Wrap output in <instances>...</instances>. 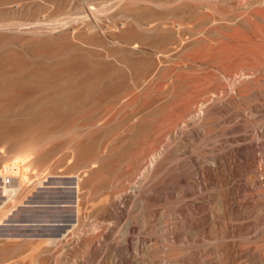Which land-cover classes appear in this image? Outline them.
I'll list each match as a JSON object with an SVG mask.
<instances>
[{
    "label": "rangeland",
    "instance_id": "374dc122",
    "mask_svg": "<svg viewBox=\"0 0 264 264\" xmlns=\"http://www.w3.org/2000/svg\"><path fill=\"white\" fill-rule=\"evenodd\" d=\"M144 2L0 0V96L9 93L18 82L6 77L9 72L25 80L43 78L38 81L40 86L32 83V88L39 86L32 101L15 102L19 105L0 103V169L9 168L19 174L24 189L6 197L0 188V264H264V120L263 111L252 107L263 104L264 99L252 90L236 93L229 82V78L239 74L232 59L224 62V58L214 56L197 57L200 41L194 43L192 38L203 35L213 38V42L219 38V32L204 31L196 37L198 30L190 25L181 30L180 36L187 39L176 53L178 50L171 49L176 35L167 38L161 29L158 34L154 33L156 30L143 29L146 18L158 21L166 14V9L151 5L149 11ZM89 3L96 6V25L92 26L85 23L91 22L88 18L85 22L81 20ZM59 23L71 29L70 33L75 30L72 37L58 38V32L51 27ZM71 53L77 55L72 58L77 67L68 61ZM79 54L82 60L78 59ZM98 58L113 70L103 73L98 86L84 91L86 84L82 81L85 83L91 77ZM67 61L73 71L69 69L71 73L63 81L46 80L43 68L52 69L54 65L57 68L65 63V67L70 66ZM220 64L229 70L233 68L226 69L230 77L217 72L219 85L225 82L224 87L231 89L227 98L233 96L227 99L229 104H224V112L218 110L219 113L213 111L209 115L206 137L196 138L190 133L193 119L185 117L187 109L193 107L190 103L193 78ZM78 67L86 71H79ZM119 74L125 76L118 79ZM261 76L264 78V72ZM133 77L136 82L140 78V83L134 82ZM120 79L131 84L119 86ZM110 80L116 83V88L111 82L113 89L108 88ZM77 85L85 89L80 92ZM109 89L118 92L110 90L106 95ZM73 91L82 93L79 95L83 101ZM50 92L61 95L45 103L46 93ZM62 93L72 94L76 101L72 95L68 99ZM40 95L47 98L40 101ZM189 103L192 107H187ZM43 106L45 109L49 106L48 111L51 108L52 115L56 118L58 114L59 119L51 116V111L42 110ZM43 112L47 113L43 119L48 116L53 119H46L44 131L33 132L39 122H45L41 119ZM87 143L94 146L93 149L88 146L94 155L87 157L89 160L80 159V146ZM236 147L242 151L235 150ZM163 152L169 157L163 158ZM143 153H147L144 163ZM195 154L201 157L203 166L214 164L223 171L212 178H198L203 184L200 193H196L198 196L191 192L190 186L196 176L191 162ZM76 183L80 189L78 200ZM35 197L41 200L33 201ZM195 200L199 203L194 204Z\"/></svg>",
    "mask_w": 264,
    "mask_h": 264
},
{
    "label": "bare ground",
    "instance_id": "6f19581e",
    "mask_svg": "<svg viewBox=\"0 0 264 264\" xmlns=\"http://www.w3.org/2000/svg\"><path fill=\"white\" fill-rule=\"evenodd\" d=\"M146 1V6L148 5V7H149V11H150V7L152 6V7H154V6H156V7H159V8H164V9H166L165 10V12L164 13H166L165 15H163L161 12H160V14H162L163 15V18L160 20V18H161V16H160V18H159V20L158 21H153V20H155V19H153L152 21H147V18H146V21L145 22H143L142 23V27H143V29H145V31L147 30L148 32L150 31H154V30H156V32H154V33H157L158 31L157 30H163L164 32H165V34L168 36L167 38H169L170 36L172 37H174V35H176L177 37H175L174 39H175V41H174V39H173V43H172V50H174V51H177L176 53H178V52H180V50H181V48H182V46L184 45V43L186 42V41H184V40H186L187 39V37H185L184 39L180 36V32H182L181 30H184V28L186 29V28H188V26H190L191 25V27L192 28H194L195 29V31L196 30H198L197 32H195V34L197 33V36L196 35H194V36H196V37H199L200 35H202L203 34V32L204 31H206V32H208V31H211V30H215V31H217V32H219L217 35H219V38H221V39H217V41L214 39L213 40V42H212V40L211 39H213V38H211V39H209V38H204L203 37V35L202 36H200V38H198V39H196V38H192V39H194V43H195V41H200L197 45H199L200 46V48L198 47V49H196V52L198 53V55L197 54H195V56L197 55V57L198 58H201V57H203V58H205L206 56H214L215 58L217 57L218 59L219 58H224V62H225V60H227V59H232L233 61H234V65L236 66V68H238V70L237 69H235V70H237V72H239V74H238V76L236 77V78H229V79H231L229 82H230V84L235 88V90H236V93H238V95H239V93H241L242 91H245L246 89L249 91V90H252V92L253 93H255L256 95H258V97L259 98H262V99H264V78H263V76H261L262 75V73L264 72L263 70H264V0H145ZM18 2V1H17ZM12 3V2H11ZM13 3H15V2H13ZM219 3V4H218ZM94 4V3H93ZM92 3H89L87 6H85V9H83V15H82V18H81V20L83 21V22H85L86 20H87V18H88V20H90L91 22H85V23H87V25H89V26H92L93 24H95L96 25V19H95V5H93ZM220 4H224V8L223 7H221V6H219ZM10 4H8V8L10 7L9 6ZM14 5V4H13ZM151 5V6H150ZM12 8H13V6H11ZM156 7H154L155 9H156ZM147 8V7H146ZM154 8H152V9H154ZM181 8L182 9V11H180L179 9ZM148 9V8H147ZM178 9V10H177ZM98 10V9H97ZM151 11H154V10H151ZM151 13V12H150ZM153 13H155V12H153ZM159 14V15H160ZM157 16H158V14H157ZM81 17V16H80ZM156 17V16H155ZM159 17V16H158ZM78 18H79V16H78ZM158 19V18H157ZM87 20V21H88ZM145 20V19H144ZM149 20H150V18H149ZM80 21V20H79ZM142 21V20H141ZM63 24V23H62ZM62 24H58V25H54L53 27H51V30H56L57 32H58V38H61V39H64V40H66L67 39V37L69 36V35H71V37H72V34H73V32L75 31H73L72 33H70L69 31L71 30V29H69L68 27H64V25H62ZM136 24V23H135ZM3 25H5V24H3ZM16 25V24H15ZM138 25H140V24H138ZM137 25V26H138ZM16 27V26H15ZM34 27H35V25H34ZM33 26H32V28L30 27H28V30H30V29H33L34 28ZM45 27V26H44ZM6 28V27H5ZM10 30L11 29H18V28H14V27H8ZM21 28V27H20ZM135 28V27H134ZM190 28V27H189ZM0 29H2V28H0ZM26 29V28H25ZM75 29V28H74ZM139 29L140 30H142V28L141 27H139ZM133 30V29H132ZM139 30V31H140ZM222 30V31H221ZM18 31V30H17ZM137 31V30H136ZM186 31V30H185ZM144 32V31H143ZM160 32V31H159ZM188 32V31H187ZM205 32V33H206ZM140 33H142V32H140ZM183 33H184V31H183ZM188 33H190V32H188ZM198 33L200 34L199 36H198ZM212 33V32H211ZM75 34V33H74ZM145 34V33H144ZM143 34V35H144ZM158 34V33H157ZM157 34L155 35V36H157ZM160 34H161V32H160ZM159 34V35H160ZM185 34V33H184ZM187 34V33H186ZM192 34V33H191ZM216 34V33H215ZM161 35H163V34H161ZM161 35H160V37H161ZM181 35H183V34H181ZM206 35V34H205ZM213 35V34H212ZM139 36V35H138ZM144 36H146V35H144ZM154 36V37H155ZM141 37H142V35H141ZM166 37V36H165ZM57 38V37H56ZM158 38V37H157ZM163 38L164 37H162V40H163ZM167 38H166V40H167ZM144 39V38H143ZM64 40H61L62 42H64ZM165 40V39H164ZM157 41H158V39H157ZM188 41V40H187ZM191 41V40H190ZM189 41V42H190ZM193 41V40H192ZM216 41V42H215ZM160 42V41H159ZM203 42H205V43H203ZM164 43V42H163ZM193 43V44H194ZM197 43V42H196ZM212 43H217L216 45H213ZM167 43H165V45H166ZM171 44V43H170ZM170 44H168L169 46H170ZM191 44V43H190ZM61 45V44H60ZM64 45V44H63ZM164 45V46H165ZM187 45V44H186ZM62 46V45H61ZM67 46V45H66ZM161 46H162V44H161ZM188 46V45H187ZM135 47V46H134ZM186 47V46H185ZM169 49H170V47H168ZM192 48H194V47H192ZM197 48V47H196ZM163 49V48H162ZM162 49H161V51H162ZM168 49V50H169ZM171 49L169 50V51H171ZM180 49V50H179ZM75 50H77V49H75ZM151 51V50H153V49H148L147 51ZM198 50V51H197ZM78 51H80V50H78ZM146 51V50H145ZM147 51L145 52L146 54H148L147 53ZM154 51H156V50H154ZM160 51V50H159ZM166 51L167 50H165L164 49V51H163V53L165 52L166 53ZM183 51V50H182ZM181 51V52H182ZM75 52V51H74ZM81 52V51H80ZM79 52V53H80ZM84 52V51H83ZM83 52H81V53H83ZM152 52V51H151ZM158 52V51H157ZM80 53V54H81ZM156 52H154L153 53V55L155 54ZM168 53H170V52H168ZM173 52H171V54H172ZM191 53V52H190ZM73 53H71V55H72ZM75 54H77L76 52H75ZM80 54H79V58L78 59H80V58H82V57H80ZM84 54H85V52H84ZM152 54V53H151ZM151 54H149V55H151ZM157 54V53H156ZM156 54L154 55V56H156ZM170 54V55H171ZM71 55H69V56H71ZM148 55V56H149ZM165 55V54H164ZM173 55V54H172ZM176 55H178V54H176ZM69 56H68V58H69ZM77 56V55H76ZM75 55H72L70 58H69V60H68V58L66 59V60H68V61H72L71 63H73L74 61V59H75V57H76ZM82 56V55H81ZM160 56V55H159ZM167 56H168V54H167ZM189 56V55H188ZM205 56V57H204ZM150 57V56H149ZM157 57V56H156ZM165 57H166V55H165ZM169 57V56H168ZM187 57V56H186ZM193 57V56H192ZM72 58H73V60H72ZM84 58V57H83ZM146 58H148V57H146ZM202 58V59H203ZM209 58H212V57H209ZM253 58H257L256 59V61H254L253 60ZM91 59V58H90ZM100 59L101 58H98V61H99V63L98 64H96L97 62H94L95 64H93V66L94 65H96V68L95 67H93V70H92V68H91V73H92V75H91V79L90 78H88V75H87V73L90 71H88L87 73H86V77L88 78L86 81L87 82H85L84 83V81H82V83L83 84H86V86H85V88H86V90H84V91H88L90 88L92 89L96 84V86H98V84H99V82L98 81H100L103 77L102 76H105L106 74V71L107 70H109L108 72H111L112 70L110 69V68H108L107 67V64H104L105 62L102 60V64H101V61H100ZM206 59V58H205ZM204 59V60H205ZM80 60H82V59H80ZM96 60V59H95ZM210 60V59H209ZM209 60H207V62L209 61ZM65 61V60H64ZM64 61H62V62H64ZM67 61V62H68ZM76 61H77V58H76ZM79 61V60H78ZM84 61V60H83ZM86 61V60H85ZM84 61V62H85ZM157 61V60H156ZM202 61V60H201ZM231 61V60H230ZM18 62H20V61H16V63H18ZM62 62H60V63H62ZM92 62V61H91ZM200 62V61H199ZM229 62V61H228ZM68 63H70V62H68ZM71 63H70V66H72L71 65ZM75 63V62H74ZM73 63V64H74ZM86 63V62H85ZM106 63H108V62H106ZM137 63V62H136ZM139 63H142V61L141 62H139ZM209 63V62H208ZM20 65H21V63H19ZM18 64V65H19ZM55 64V63H54ZM54 64H52V66L54 65ZM67 63H65V64H63V66H61L62 64H60V66H56L57 68H54L55 67V65H54V67L51 69L50 67L48 68H46V69H48L47 71H46V69L45 68H43L44 70H45V73H43L44 75H46V77H47V79L46 80H56V79H60L61 80V78H62V80L61 81H63V78L65 79V77H67V75L68 74H70L71 72V70L73 71V66L72 67H70V66H64V65H66ZM76 64H77V62H76ZM82 63L80 62V64H79V62H78V64L77 65H81ZM91 64V63H90ZM89 64V65H90ZM134 64H135V62H134ZM56 65H57V63H56ZM86 65H87V63H86ZM85 65V66H86ZM92 65V64H91ZM109 65V64H108ZM139 65V64H138ZM157 65V64H156ZM221 66H217L214 70H211V68L209 69V70H207L205 73H203L202 75H200L199 73V75L197 74V77H195V78H193V82H192V85H191V89H192V94H193V99H192V102H190V103H192V106L190 105V103H189V105L190 106H187V107H192L191 109H187V112H185V114H186V116L185 117H187V116H189L191 119H193V120H191L190 118V120L191 121H194L193 123H192V131L190 132L191 134H193V136L194 137H196V138H199L201 135L203 136L204 134H206L205 133V131H206V123L208 122L207 120H208V117H209V115L211 114V113H213V111H214V113H216V112H218V110L219 111H222V112H224V104L229 100V98H230V100H231V98H232V96H228V98H227V95H229V93H231L230 91H231V89H229L228 87H224V84H226L225 82L223 83V85L220 83V85H219V82H217L218 81V79L217 78H219V77H217V74L219 73H223L224 75H226V76H229L230 77V75H228L229 74V72L227 73V70L226 69H228L229 70V68H227L228 66H223L222 64H220ZM225 65V64H224ZM76 65L74 64V67H75ZM84 66V65H83ZM114 66V65H113ZM211 65H209L208 67H210ZM68 67V68H67ZM77 67V66H76ZM81 67V66H80ZM109 67H111V68H113L112 66H109ZM135 67V66H134ZM141 67H142V65H141ZM144 67V66H143ZM200 67V66H199ZM234 67V66H233ZM95 68V69H94ZM136 68V67H135ZM230 68H231V66H230ZM235 68V67H234ZM50 69V70H49ZM69 69H71L70 71H69ZM80 69L82 70V68H77V70H79L80 71ZM90 69V68H89ZM232 70H233V68H231ZM229 70V71H232V70ZM44 70H42V72H44ZM76 70V69H75ZM76 70V71H77ZM111 70V71H110ZM116 70H117V68H116ZM140 70H141V68H140ZM143 70V69H142ZM234 70V71H235ZM259 70L260 71H262L261 72V74L260 75H258V73H259ZM82 71H86V69L85 70H82ZM115 71V70H114ZM144 71H145V69H144ZM233 71V72H234ZM13 72V71H12ZM70 72V73H69ZM107 72V73H108ZM136 72V71H135ZM141 72V71H140ZM143 72V71H142ZM141 72V73H142ZM147 71H145V73H146ZM218 72V73H217ZM105 75H104V74ZM134 73V72H133ZM137 73V72H136ZM232 73V72H231ZM89 74H90V72H89ZM103 74V75H102ZM138 74V73H137ZM137 74H136V76H137ZM233 74V73H232ZM66 75V76H65ZM115 75H118L117 73L115 74ZM139 75H140V73H139ZM143 75H145V74H143ZM234 75V74H233ZM232 75V76H233ZM17 75L16 74H14V73H7L6 74V77L9 79V80H18V82L14 85V87H13V89L9 92V93H6L5 95L4 94H2L0 97L2 98H0V103L1 104H3L4 102H7V103H15V102H23V101H32V99H34L35 97H36V94H37V91L35 90V88H38L39 89V86H40V82H38V81H42V79H40L39 78V80L37 81L36 79H34V80H25L24 78H17L16 77ZM90 76V75H89ZM120 76H122V75H120L119 74V77H118V79L120 78ZM125 76V75H124ZM124 76H122V78L124 77ZM146 76V75H145ZM219 76V75H218ZM223 76V75H222ZM231 76V77H232ZM262 77L263 79L260 81V79H259V77ZM101 77V78H100ZM117 77V76H116ZM135 77V76H134ZM134 77H133V81H134ZM141 77H143L142 75L140 76V78ZM148 77V76H147ZM221 77V76H220ZM35 78H37L36 76H35ZM129 78V77H128ZM132 78V77H131ZM136 79L137 80V82H138V80H141V79ZM144 79H145V77H143ZM142 78V81H141V83H143V81H144V79ZM38 79V78H37ZM86 79V78H85ZM85 79H83V80H85ZM90 79V80H89ZM116 79V78H115ZM115 79H112V80H115ZM223 79V78H222ZM37 81V82H32V81ZM112 80H110L109 82H107V83H109V85H108V88L110 87H112L111 85L112 84H114L113 86H115V88L117 87L115 84L116 83H113V82H111ZM125 80V79H124ZM130 80V79H129ZM116 81H117V79H116ZM121 81V84L119 83ZM120 81H118L117 82V85H122V84H129V83H127L128 82V80L126 81V83H122V79H120ZM131 81V80H130ZM148 81V80H147ZM57 82H58V80H57ZM60 82V81H59ZM112 84H111V83ZM134 82H136V81H134ZM133 82V83H134ZM136 82V83H137ZM32 83H36L35 85L37 86V85H39L38 87H35V88H32L33 87V85L34 84H32ZM42 84H43V86H44V83L43 82H41ZM81 83V82H80ZM119 83V84H118ZM136 83H134L135 85H136ZM140 83V81L138 82V84ZM32 84V85H31ZM82 84V85H83ZM131 84V83H130ZM129 84V85H130ZM133 84V85H134ZM144 84V83H143ZM30 85H31V88H30ZM82 85H79L80 86V88L78 89V90H83V89H85ZM141 85V84H140ZM43 86H41V87H43ZM78 86V85H77ZM78 86V87H79ZM82 86V87H81ZM106 86V85H105ZM126 86V85H125ZM125 86L123 87H120V88H125ZM225 86H227V84L225 85ZM128 87V86H127ZM136 87V86H135ZM134 87V88H135ZM83 88V89H82ZM104 88H106V87H104ZM66 89H68L69 90V88H67L66 87ZM74 89H76V87H74ZM90 89V90H91ZM111 89H113V87L111 88ZM111 89H109L108 91H109V93L108 94H106V93H104V94H106V95H109L110 94V90ZM118 89V88H117ZM121 89V90H122ZM190 89V90H191ZM77 90V91H78ZM80 90V92H82ZM89 90V91H90ZM105 90V89H104ZM75 91V90H74ZM73 91V92H74ZM83 91V93H85ZM107 91V90H106ZM112 91V90H111ZM113 91H115V89L113 90ZM112 91V92H113ZM65 90H64V94H65ZM105 92V91H104ZM118 92V91H117ZM116 91H115V93H117ZM251 92V93H252ZM39 94L41 93V92H38ZM51 93H52V95H51ZM55 93V92H54ZM53 92H50V94L49 93H46L47 94V96H48V99H47V101L45 100V103L46 102H48V100H54L55 98H56V96H57V94L59 93H57L56 94V96H54L53 94H54ZM69 93H72V92H69ZM75 94L76 93H78V95L80 94V95H82V93H79V92H74ZM74 93H72V94H74ZM88 93V92H87ZM114 93V92H113ZM113 93H111V94H113ZM243 94H245L246 93V91H245V93L244 92H242ZM241 93V94H242ZM1 94V93H0ZM64 94L62 93V96H64ZM68 94V93H67ZM72 94H69V95H72ZM3 95H4V98H3ZM38 95V94H37ZM43 95H45L44 93H43ZM61 95V93L60 94H58V96H60ZM69 95L68 96H64V97H69ZM77 94L75 95V96H77V97H81V98H83V96H78ZM84 95V94H83ZM263 95V96H262ZM47 96H45V98H47ZM61 96V98H63ZM73 96V95H72ZM72 96H71V98H72ZM192 96V95H191ZM226 96V98H224ZM38 97V96H37ZM54 97V98H53ZM74 97V96H73ZM87 97V96H86ZM86 97H84L85 99H86ZM39 99H41L40 101H42L43 99H45L44 98V96H43V98H42V95H40L39 97H38ZM59 98V97H58ZM61 98H59V99H61ZM70 98V97H69ZM68 98V99H69ZM80 98V101L82 100L83 101V99H81ZM190 98V97H189ZM234 98V97H233ZM66 99V98H65ZM74 99V101H76L75 100V97L73 98ZM84 99V100H85ZM188 99V98H187ZM228 99V100H227ZM62 100V99H61ZM67 100V99H66ZM71 100V99H70ZM70 100H68V101H70ZM78 100V99H77ZM63 101H65V100H63ZM67 101V102H68ZM180 101V100H179ZM183 101V100H182ZM39 102V101H38ZM38 102H37V104H38ZM59 102V101H58ZM72 102H73V100L71 101V103H70V105H72ZM229 102V101H228ZM227 102V103H228ZM258 102V101H257ZM19 103H15V104H18L19 105ZM51 103V102H50ZM76 103V102H75ZM185 103V102H184ZM187 103V102H186ZM30 104V103H29ZM39 104H41V103H39ZM43 104V103H42ZM54 104V103H53ZM57 103L55 102V104L54 105H56ZM183 104V103H182ZM229 104V103H228ZM263 104H264V102H263ZM263 104H254L252 107H254L253 109H255V110H257V111H263V113H262V115H261V118H262V120H264V105ZM49 105V104H48ZM60 105V104H59ZM62 105V104H61ZM179 105V104H178ZM28 105H26V107H27ZM47 106V105H46ZM58 106V105H57ZM57 106L55 107V108H57ZM52 107V106H51ZM47 108H49V106L48 107H46V109ZM179 108H180V106H179ZM182 108H183V106H182ZM43 109H45V107L43 106V108H42V110ZM44 110L45 112H49V111H51L50 109H49V111H48V109L47 110ZM52 109H53V107H52ZM185 108H184V110H186ZM54 110V109H53ZM181 110H183V109H181ZM73 111V110H72ZM52 112L53 111H51V116H53L52 115ZM55 112V111H54ZM58 113V112H57ZM219 113V112H218ZM255 113H256V111H255ZM45 113L43 112V116H41L42 118L41 119H43V117L45 116L46 117V115H47V113H46V115H44ZM61 114V113H60ZM70 114V113H69ZM72 114V113H71ZM184 113L182 114V116L183 115H185ZM220 114H221V112H220ZM261 114V113H260ZM48 115H49V113H48ZM58 115V114H57ZM57 115H56V118H57ZM134 115H136V114H134ZM49 117L50 119L52 118V117ZM62 116V115H61ZM230 116V115H229ZM46 118V119H49V118ZM54 117V116H53ZM63 117V116H62ZM135 117V116H134ZM134 117H132V118H134ZM55 118V117H54ZM55 118V119H56ZM61 118V117H60ZM131 118V119H132ZM184 118V117H183ZM46 119L44 118L43 120H45V122H39L38 124H37V126L38 127H40V126H42V125H45L44 123H46V125H45V127H41V128H36L35 126V128H33V132H38V131H44L46 128H47V121H46ZM49 119V120H50ZM53 119V118H52ZM59 119V118H58ZM58 119H56V120H58ZM42 120V121H43ZM138 120V119H137ZM182 120V119H181ZM185 120V118L182 120V121H184ZM190 120H188V121H190ZM201 120H203V121H201ZM181 121V122H182ZM187 120H185V122H186ZM42 124V125H40L39 126V124ZM184 122H182V123H180L181 124V127H182V124H183ZM137 124V123H136ZM139 124V123H138ZM208 124V123H207ZM35 125V124H34ZM133 125V124H132ZM29 126V125H28ZM31 126V125H30ZM33 127V126H32ZM32 127H30V128H32ZM29 128V129H30ZM232 128V127H231ZM207 129H208V127H207ZM173 130V129H172ZM177 130H179V129H177ZM168 131V130H167ZM167 131H165V132H167ZM222 131H224V130H222ZM233 131H235V130H233ZM171 132V131H170ZM174 132V131H173ZM207 132V131H206ZM209 132V131H208ZM208 132H207V134H208ZM225 132V131H224ZM229 132H232V131H229ZM264 132V131H263ZM223 133V132H222ZM228 133V132H227ZM167 135H169V133H166ZM172 134V133H171ZM218 134V133H217ZM224 134V133H223ZM205 136V135H204ZM232 136V135H231ZM206 137V136H205ZM241 138V137H240ZM253 138V137H252ZM243 139H245V138H243ZM94 142V141H93ZM166 142V141H165ZM255 142V141H254ZM91 144V143H90ZM89 143H87L86 144V146H80V148H82V149H80V148H78V149H80V151H78V149H77V151L78 152H81V153H79L78 154V157L81 155L82 157L80 158V159H86L87 157H91V155L93 156L94 154H92V153H90L91 152V149L90 148H92L93 149V145H90ZM76 145V144H75ZM81 145H84V144H81ZM164 145V144H163ZM251 145L252 146H254L255 144L253 143H251ZM88 146H91L90 148L88 147ZM251 146V147H252ZM86 147H88V148H86ZM250 147V146H249ZM106 149V148H105ZM244 149V148H243ZM90 150V151H89ZM235 150H237V151H240L241 150V147H236L235 148ZM158 151H159V149H158ZM225 151V150H224ZM242 151V150H241ZM145 152V151H144ZM147 152V151H146ZM153 152V151H152ZM160 152H162V151H160ZM165 152V151H164ZM163 152V153H164ZM74 153V152H73ZM156 153H157V151H156ZM241 153V152H240ZM240 153H238V154H240ZM76 154V153H75ZM165 154V153H164ZM230 154V153H229ZM74 155V154H73ZM146 155H147V153L146 154H142L141 155V162L142 163H144V158H146ZM149 155V154H148ZM158 155V154H157ZM163 155V154H162ZM161 155V156H162ZM223 155H225V154H223ZM244 155V154H243ZM169 157V155H167V154H165V155H163L162 157L163 158H166V157ZM203 156V155H202ZM235 156V155H234ZM233 156V157H234ZM247 156V155H246ZM75 157H77V156H75ZM167 157V158H168ZM224 157V156H223ZM232 157V158H233ZM244 157V156H243ZM248 157V156H247ZM246 157V158H247ZM72 158H74V157H72ZM162 158V159H163ZM88 159V158H87ZM86 159V160H87ZM217 159V158H216ZM76 160V159H75ZM79 160V159H78ZM89 160V159H88ZM221 160V159H220ZM234 160V159H233ZM248 160V159H247ZM254 160V159H253ZM80 161H83V160H80ZM85 161V160H84ZM161 161V160H160ZM109 161H107V163H108ZM156 162V161H155ZM191 162H192V166H194V168H195V174H196V176L194 177V179L193 180H191V185H190V183H189V185L190 186H192V191L191 192H193L194 194H198V193H200V191H199V188L201 187L200 185H203V184H200L201 182L198 180V178H200V177H202L203 178V176L205 177V176H208V177H211V176H214L215 174H217V173H222L223 171H222V168L221 167H216V166H214V164H212L213 166H210V165H208V166H203V162L201 161V157L197 154H195L194 156H192V160H191ZM212 162V161H211ZM211 162H210V164H211ZM214 162V161H213ZM229 162H230V160H229ZM104 163H106V162H103V164ZM110 163V162H109ZM108 163V164H109ZM158 163H159V160H158ZM204 163H205V161H204ZM215 163H216V161H215ZM141 164V163H140ZM157 164V163H156ZM217 164V163H216ZM248 166L249 167H251V163H250V159L248 160ZM161 165V164H160ZM247 166V167H248ZM108 168H109V166H107ZM111 167V166H110ZM154 168V167H153ZM156 168V167H155ZM161 168V167H160ZM193 168V169H194ZM245 168V167H244ZM243 168V169H244ZM255 168V167H254ZM197 170V171H196ZM258 170V169H257ZM263 170V169H262ZM151 171V170H150ZM194 171V170H193ZM254 171V170H253ZM264 171V170H263ZM255 172V171H254ZM257 172V171H256ZM259 173V172H258ZM192 174V173H191ZM88 175H90V174H88ZM218 175V174H217ZM7 176H9V178H7ZM85 176H87V174L85 175ZM216 176V175H215ZM0 177H1V186H0V188H1V192H3V195H6V197H11V196H14V195H16V194H19V193H22L23 192V182H22V177L21 176H19V174H15V173H12L11 172V170H9V168H3V169H0ZM88 177V176H87ZM264 177V176H263ZM37 178H38V176H37ZM36 178V179H37ZM41 178V177H40ZM39 178V179H40ZM212 178V177H211ZM215 179H216V177H214ZM220 178V177H219ZM6 179H8L7 181H6ZM34 180L35 181V183H38V180ZM85 179V178H84ZM264 179V178H263ZM77 180V179H76ZM218 180H220V179H218ZM214 181V180H213ZM257 181V180H256ZM258 181H260V180H258ZM78 182V181H77ZM88 182V181H87ZM203 182H204V180H203ZM252 182V181H251ZM84 183V182H83ZM205 184V183H204ZM76 185H77V190H76V192L78 191V190H80V189H78V186H79V184L78 183H76ZM255 186V185H254ZM81 188V187H80ZM237 188V187H236ZM248 189V188H247ZM199 191V192H198ZM230 192V191H229ZM192 193V194H193ZM77 195H76V197H77V200L79 199L78 198V194H80V193H76ZM193 194V195H194ZM196 194V195H197ZM195 195V197L197 198V196ZM206 195V194H205ZM237 196V195H236ZM41 198V197H40ZM39 197H35L34 199H33V201H39V200H41ZM51 198V197H50ZM69 198V197H68ZM238 198V197H237ZM194 199V198H193ZM198 200V199H197ZM44 201V200H43ZM114 201V200H113ZM112 201V202H113ZM207 201V200H206ZM115 202V201H114ZM76 205L78 206L79 204H78V202L76 201ZM199 202L198 201H194V204H198ZM202 204V203H201ZM80 206V205H79ZM79 208V207H78ZM77 214V213H76ZM78 215V214H77ZM76 215V216H77ZM77 220V219H76ZM64 236V235H63ZM225 245V244H224ZM230 246V245H229ZM237 247H239V246H237ZM240 247H241V245H240ZM246 248V247H245ZM197 249H198V247H197ZM222 249H224V248H222ZM202 250V249H201ZM204 250V249H203ZM203 250H202V252H203ZM238 250H240V249H238ZM246 251H248V250H245V252ZM242 252V251H241ZM244 252V253H245ZM202 257V256H201ZM204 262V261H203ZM209 263V262H208ZM207 263V264H208ZM194 264H196V263H194ZM211 264V263H210Z\"/></svg>",
    "mask_w": 264,
    "mask_h": 264
}]
</instances>
